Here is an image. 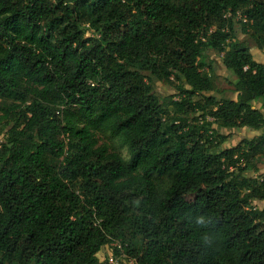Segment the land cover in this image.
Masks as SVG:
<instances>
[{"label":"trees","instance_id":"obj_1","mask_svg":"<svg viewBox=\"0 0 264 264\" xmlns=\"http://www.w3.org/2000/svg\"><path fill=\"white\" fill-rule=\"evenodd\" d=\"M252 46L264 0H0V264H264Z\"/></svg>","mask_w":264,"mask_h":264},{"label":"rangeland","instance_id":"obj_2","mask_svg":"<svg viewBox=\"0 0 264 264\" xmlns=\"http://www.w3.org/2000/svg\"><path fill=\"white\" fill-rule=\"evenodd\" d=\"M240 40L244 38L243 34H239ZM251 53L256 61L264 64V50L257 49L256 47H251ZM209 59L212 61L211 65L213 67L214 79H215V91L217 96L224 97H235V93L233 92V82L235 77L230 74L221 64L219 60V56L214 53H209ZM203 70L207 71V66L203 67ZM153 89L155 94L158 96L160 101L171 108V100H177L178 91L174 85H170L168 83L162 81H153L152 82ZM0 124V142L4 141L5 132L7 128H4ZM219 132L221 134L226 135L225 141L220 145L221 147H229L237 144L243 138H250L261 133H264V127L260 129H252L248 127H238V128H219ZM109 143H112L111 140H107ZM116 144V143H115ZM119 151L127 156V153L124 148L117 146ZM257 167L259 168V173H264V158L257 162ZM249 174H251L249 172ZM257 174V172H253L252 175ZM258 206H263L264 201L256 202ZM111 248L110 246H103L101 250L97 253V257L99 261L105 264L107 261V256H110ZM117 264H131L130 261L122 260L121 262H117Z\"/></svg>","mask_w":264,"mask_h":264},{"label":"built area","instance_id":"obj_3","mask_svg":"<svg viewBox=\"0 0 264 264\" xmlns=\"http://www.w3.org/2000/svg\"><path fill=\"white\" fill-rule=\"evenodd\" d=\"M109 264H117V259L114 256H110L108 259Z\"/></svg>","mask_w":264,"mask_h":264}]
</instances>
